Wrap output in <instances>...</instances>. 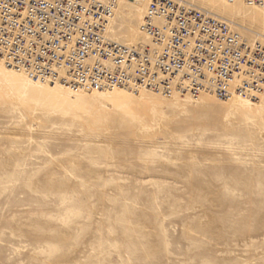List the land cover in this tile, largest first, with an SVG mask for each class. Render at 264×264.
<instances>
[{
	"label": "rangeland",
	"instance_id": "rangeland-1",
	"mask_svg": "<svg viewBox=\"0 0 264 264\" xmlns=\"http://www.w3.org/2000/svg\"><path fill=\"white\" fill-rule=\"evenodd\" d=\"M5 76L0 264H264V108L225 122L211 96L108 106Z\"/></svg>",
	"mask_w": 264,
	"mask_h": 264
},
{
	"label": "bare ground",
	"instance_id": "bare-ground-1",
	"mask_svg": "<svg viewBox=\"0 0 264 264\" xmlns=\"http://www.w3.org/2000/svg\"><path fill=\"white\" fill-rule=\"evenodd\" d=\"M97 1L107 5L109 10L107 14L102 15V26L99 29L100 35L108 41L125 47L131 53H136L130 59L131 53H129L127 57L130 63L123 65V69L131 77L129 83L108 86L101 80L98 88L80 91L68 85L69 80L77 77L76 74L71 73L74 65L71 68L62 65L58 69V77L54 81L48 79L34 80L25 69H17L14 65H11L7 55H0V82L10 86L14 85V83L6 79L5 73H7L22 80L18 83L22 89L29 84L49 85L63 93V96H87V98L99 104L109 103L108 106L114 98L118 97L119 92L136 100L148 97L160 100H176L174 102L181 101L178 106H181L183 110L186 109L184 102L192 101L198 104H205L206 101L202 97L211 96L217 100H224L222 102L225 106L223 111L225 122H229L232 116L240 112H243L242 115L245 119H250V116L245 113L246 111L254 110V112L259 114L262 112L264 108V0H172L180 7L200 11L202 18L206 16L219 21L227 31L226 35L231 36L230 38L234 40L224 41L229 46V50H232V60L235 62L237 57L240 59L239 55L245 57L244 62H236L237 71L233 67L221 70L225 74L222 77V82H224L222 84L226 86L227 96L224 97L219 95L220 88L218 84L213 86L208 81L212 75L211 69L215 68L216 65L215 60H211L218 56L216 51L213 57L206 56L210 55V53L198 55L199 58L205 59V62H198L193 65L191 54L187 53L188 47L181 48L186 59L184 65L181 66L182 68L173 67L172 71L162 72L158 66H154V62L158 60L164 61L163 52L168 49L169 34L165 30L166 17L164 12L154 11L150 13V5L153 0ZM215 2L219 3V5L216 6ZM208 8L211 10H207ZM211 11L218 12L226 18ZM91 20L94 21L93 19ZM148 24L158 28L154 34L148 29ZM205 24L206 22L202 23V25ZM192 28L198 32V35H201V32L195 26H192ZM213 28L212 25L206 27L205 34L208 35L211 32H215ZM189 41L193 45L194 40L190 38ZM224 42H221L219 46L220 55L223 54L222 49L226 48ZM66 46V51H70L73 47V41L67 42ZM178 46L181 47L182 45ZM166 51L170 59L173 56L171 49ZM146 59L150 61L148 67L152 66L151 72L153 75L147 76L142 83H138L136 81L138 76L135 72L139 67L138 65L144 64ZM106 64L111 66L112 60H107ZM200 66H202L203 78L197 76L202 78V80L196 79V85L193 86L190 83L191 76L188 74L193 72L192 68L194 67L196 70L194 73L197 74ZM245 84L246 87L244 86ZM11 94L17 100H20V97L24 96V91H12ZM181 96L187 100H178L177 98ZM250 106L255 108L252 109ZM221 146L225 149H233V147L228 145L223 144Z\"/></svg>",
	"mask_w": 264,
	"mask_h": 264
},
{
	"label": "built area",
	"instance_id": "built-area-1",
	"mask_svg": "<svg viewBox=\"0 0 264 264\" xmlns=\"http://www.w3.org/2000/svg\"><path fill=\"white\" fill-rule=\"evenodd\" d=\"M108 11L107 5L97 0H0V55H7L11 65L17 69H25L34 80L54 81L62 65L70 68L74 65L71 73L77 77L69 80L68 85L80 91L98 88L101 80L108 86L129 83L131 77L123 69V65L130 63L129 59L136 53L133 54L100 35L102 15ZM154 11H163L165 14V30L169 34L166 50L171 49L173 54L169 59L165 50L164 61L158 60L154 62V66H158L162 72L172 71L173 67L182 68L186 59L181 48L188 47L187 53L191 54L193 65L205 62L198 55L210 53L206 56L213 57L216 51L218 56L211 59L215 60L216 65L215 68L211 67L212 75L208 81L213 86L218 84L220 96H227L226 86L222 84L225 74L221 70L233 67L237 71L236 62H244L245 57L239 55L240 59L237 57L235 62L232 60V50L224 42L232 38L226 35L225 27L213 18H202L200 11L180 7L172 0H153L150 13ZM204 22L206 24L202 25ZM209 25L214 27L215 32L206 35L205 28ZM147 27L153 34L158 29L149 24ZM190 38L194 40L193 45ZM69 41H73V47L67 52L66 44ZM221 42L226 46L222 49V55L219 53ZM109 59L112 60L111 66L106 64ZM247 63L249 64L248 61ZM149 65L148 59L144 64L138 65L135 72L138 83L153 75L152 66L148 67ZM201 67L197 74L194 73L195 67L188 74L193 86L199 78L197 76H203Z\"/></svg>",
	"mask_w": 264,
	"mask_h": 264
}]
</instances>
